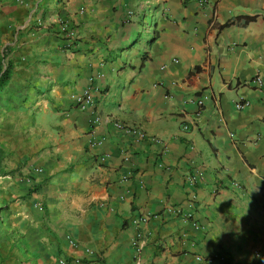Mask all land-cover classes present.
I'll return each mask as SVG.
<instances>
[{
    "label": "crops",
    "instance_id": "1",
    "mask_svg": "<svg viewBox=\"0 0 264 264\" xmlns=\"http://www.w3.org/2000/svg\"><path fill=\"white\" fill-rule=\"evenodd\" d=\"M3 53L0 264H264V0H0Z\"/></svg>",
    "mask_w": 264,
    "mask_h": 264
},
{
    "label": "built area",
    "instance_id": "2",
    "mask_svg": "<svg viewBox=\"0 0 264 264\" xmlns=\"http://www.w3.org/2000/svg\"><path fill=\"white\" fill-rule=\"evenodd\" d=\"M59 31L60 33H62L63 35H68L71 36L72 31L70 30L69 25L62 23L61 26L59 27ZM67 36V37H68ZM256 83H258L259 85L261 84V79L260 77H257L255 79ZM205 97H201L198 99L197 103L199 105L203 104ZM78 103L82 104L84 106H91L94 103V98H93V93L91 92L90 89H87L83 95L81 97H79L78 99ZM249 102L248 101H243V102H238L236 103V108L237 109H241L245 106H248ZM114 127L119 129V130H125V131H129L130 127H128L127 125H125L123 122L121 121H113ZM139 135L141 137H143V133L139 132ZM202 178V173L199 171L196 174H189L186 177V181L188 184H190L192 187H195L197 182ZM189 203H191V206H194L195 203V196L191 195L189 198ZM171 210V209H169ZM173 212L176 214H180L182 212V210L180 208L174 207L172 208ZM186 215L188 217L191 216V212L190 213H186ZM149 218L148 215H137L136 217H133L131 219V223L133 225H135L137 227V230L135 232L134 237L132 238L131 244L132 246L138 251L141 247V242H143L144 238H145V234L142 230H140V228L138 227L139 224L141 223H145L147 221V219ZM257 255H259L260 253H256ZM198 260H201V257L198 256L197 257ZM56 264H88V263H83V261L80 258H66V257H59L56 261Z\"/></svg>",
    "mask_w": 264,
    "mask_h": 264
},
{
    "label": "trees",
    "instance_id": "3",
    "mask_svg": "<svg viewBox=\"0 0 264 264\" xmlns=\"http://www.w3.org/2000/svg\"><path fill=\"white\" fill-rule=\"evenodd\" d=\"M255 16H244L241 18V22L243 24L254 20ZM141 58L143 60L146 59V52L141 53ZM13 65L11 61H9L6 55L3 53L0 55V93L5 88L12 76ZM6 151L0 146V177L13 176L15 174V170L7 169L5 159H6Z\"/></svg>",
    "mask_w": 264,
    "mask_h": 264
},
{
    "label": "rangeland",
    "instance_id": "4",
    "mask_svg": "<svg viewBox=\"0 0 264 264\" xmlns=\"http://www.w3.org/2000/svg\"><path fill=\"white\" fill-rule=\"evenodd\" d=\"M63 22V21H62ZM61 22L59 23V26H61ZM58 29H59V27H58ZM70 30L71 31H73V28L71 27L70 28ZM16 150H18V149H16ZM15 150V151H16ZM17 152V151H16ZM23 154V153H22ZM21 154V155H22ZM34 154V153H33ZM32 154V155H33ZM36 154V153H35ZM31 155V156H32ZM29 158H31L30 156L28 157V159ZM17 170H18V168H16ZM20 169H22V168H20ZM19 175L21 176V178L22 179H24L26 182H25V185H26V189H37L38 188V186H40V185H38V184H30V182L28 181V180H30L31 179V176L26 172L25 174H24V172H23V170L21 171H19ZM14 178H18V177H12V176H9V177H6V178H0V214H2L3 213V210L5 209V207H4V205H6V201H7V196H6V194H5V190L6 189H15V185H16V183H15V181L17 182V181H19V180H15ZM29 178V179H28ZM30 184V185H29Z\"/></svg>",
    "mask_w": 264,
    "mask_h": 264
}]
</instances>
